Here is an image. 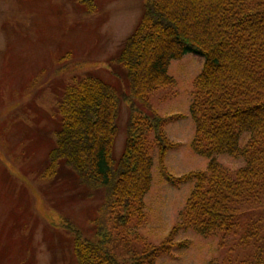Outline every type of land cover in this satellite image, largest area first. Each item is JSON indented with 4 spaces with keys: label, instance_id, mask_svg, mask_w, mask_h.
Listing matches in <instances>:
<instances>
[{
    "label": "trees",
    "instance_id": "1",
    "mask_svg": "<svg viewBox=\"0 0 264 264\" xmlns=\"http://www.w3.org/2000/svg\"><path fill=\"white\" fill-rule=\"evenodd\" d=\"M188 54L203 59L189 106L194 126L190 148L208 160L207 168L172 180L191 182L193 189L167 238L157 246L141 241V249L126 251L125 257L118 246L141 226L143 200L151 187L153 158L146 136L154 135L160 167L176 146L163 130L173 118L159 117L149 97L173 86L170 64ZM109 70L124 90L86 75L57 97L55 142L41 169L47 182H67L72 191L81 188L76 202L100 195L90 220L91 239L63 222L75 264H155L174 247L179 231L204 238L229 233L239 205L264 185V0H145ZM122 105L128 118L123 150L115 159ZM244 136L249 140L242 147ZM219 156L241 159L245 166L230 174L216 161ZM248 264H264V257Z\"/></svg>",
    "mask_w": 264,
    "mask_h": 264
},
{
    "label": "rangeland",
    "instance_id": "2",
    "mask_svg": "<svg viewBox=\"0 0 264 264\" xmlns=\"http://www.w3.org/2000/svg\"><path fill=\"white\" fill-rule=\"evenodd\" d=\"M144 2L0 0V264H75L65 220L83 237L92 238L90 220L100 195L76 202L73 198L81 188L72 191L67 182H47L41 169L54 146L55 106L66 85L92 75L118 92L124 90L109 66L138 23ZM202 66L203 59L195 54L171 62L173 86L149 97L159 117L173 118L163 130L176 146L160 167L154 135L146 136L153 158L151 187L143 200L141 226L129 231V239L118 246L125 257L140 250L141 241L159 245L175 227L193 183L172 180L206 171L208 160L190 149L194 126L189 106ZM127 118L128 109L122 105L115 159L123 150ZM248 140L242 137L241 146ZM216 161L230 174L245 166L243 160L229 156ZM235 222L229 233L207 238L179 231L174 247L155 264H248L264 257V185L239 205ZM183 243L185 247H179Z\"/></svg>",
    "mask_w": 264,
    "mask_h": 264
}]
</instances>
